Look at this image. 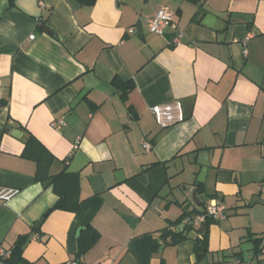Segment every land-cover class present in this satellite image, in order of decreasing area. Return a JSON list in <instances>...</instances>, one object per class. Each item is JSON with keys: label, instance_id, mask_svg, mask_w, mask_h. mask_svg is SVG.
<instances>
[{"label": "crops", "instance_id": "obj_1", "mask_svg": "<svg viewBox=\"0 0 264 264\" xmlns=\"http://www.w3.org/2000/svg\"><path fill=\"white\" fill-rule=\"evenodd\" d=\"M161 6L180 45L149 30ZM0 83V191L19 190L0 199V249L26 236V264H241L259 237L264 256V0H0ZM177 99L185 119L162 128L151 107ZM61 196L78 208L46 214ZM213 199L226 217L199 258L187 217Z\"/></svg>", "mask_w": 264, "mask_h": 264}, {"label": "built area", "instance_id": "obj_2", "mask_svg": "<svg viewBox=\"0 0 264 264\" xmlns=\"http://www.w3.org/2000/svg\"><path fill=\"white\" fill-rule=\"evenodd\" d=\"M44 5L43 2H41ZM149 30L157 35H164L167 28L171 27L175 30L174 38L172 39V44L177 46L180 45L184 38L185 33L179 28L178 23L174 20L173 12L167 6H161L156 9L154 15L148 20ZM130 32L134 29L130 28ZM35 35H31L30 39H34ZM1 87V83H0ZM2 101V95L0 91V106ZM153 114L155 115L158 124L162 127H168L175 123L181 122L185 119V114L183 110L182 102L177 99L171 102L153 105L151 107ZM53 126L60 129L66 125L64 117H60L53 121ZM143 146L146 150H150L151 143L145 141ZM18 189L4 188L0 191V199L7 202L12 199L17 193ZM226 217V206L221 200L213 199L211 200L205 208L197 213L189 214L187 217V223L197 229H202L208 220L220 221ZM12 249H0V264H8L1 261L2 258H9L11 256ZM68 264H84L76 260L69 261ZM101 264V263H92ZM241 264H253L251 262H242Z\"/></svg>", "mask_w": 264, "mask_h": 264}, {"label": "trees", "instance_id": "obj_3", "mask_svg": "<svg viewBox=\"0 0 264 264\" xmlns=\"http://www.w3.org/2000/svg\"><path fill=\"white\" fill-rule=\"evenodd\" d=\"M76 1L79 2L82 6H93L97 2V0H76ZM193 1H198V0H193ZM131 87H132V85L128 84L129 89L125 90V93H127ZM25 144H26L25 153L28 152V148L33 144H37V145L41 146V144L32 135L28 136L26 138ZM38 156H39V157H37L38 161H40V158L42 157V155H38ZM42 167H43V165H41V166L39 165V169H38L39 176L41 175L40 172H42V169H43ZM55 178L56 177H52V180ZM199 185H203V184H199ZM78 206H79V203L76 205L70 206L67 203L65 196H61L59 198V200L56 202V204L53 207H51L46 212V214L50 213L54 209H77ZM212 222H215V221L208 220L205 223V225L203 227V230H205V233L203 235L204 236L203 240L197 239L196 250H197V254H198L199 258L201 257L203 250L207 249V230H208L209 225ZM90 235H91V237H90L89 242L81 248V250H80L81 252L85 251L90 246H92V244L94 242H96V240L99 236V234L96 231H92V233ZM162 237L165 240L164 243L175 244V243L187 238V235L185 234V232H180L178 230L173 231V230L168 229L163 233ZM26 241H27L26 236L20 237L19 240L16 242L15 246L12 248L11 256L9 258H2L1 261L8 263V264H26L25 259L22 257V252H23L24 244L26 243ZM250 241L253 243V246L251 249L252 253H253V255H252L253 256L252 261H254L253 264H264V256H262L263 239L259 238V237H252L250 239ZM159 246H160V244L158 242H156L154 240L152 241L153 250H157L159 248ZM63 264H68V263H63Z\"/></svg>", "mask_w": 264, "mask_h": 264}, {"label": "water", "instance_id": "obj_4", "mask_svg": "<svg viewBox=\"0 0 264 264\" xmlns=\"http://www.w3.org/2000/svg\"><path fill=\"white\" fill-rule=\"evenodd\" d=\"M203 23L206 24V25H208V26L215 27L216 24L218 23V19H217L216 16H214L212 14H207L205 16V18H204ZM8 127L11 129V128H13V125L10 124ZM17 132H19V131H17ZM14 134L15 135H19L16 132H14ZM208 154H209L208 151H202L199 154V164H201V166H202V170H201V173H200L199 178H198V181L199 182H204L205 181V178H206V175H207V170H208V167H209V164H210L209 161H208V158H207L208 157Z\"/></svg>", "mask_w": 264, "mask_h": 264}]
</instances>
